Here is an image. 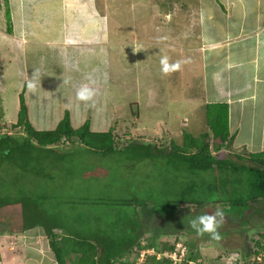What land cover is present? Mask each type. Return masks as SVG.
Segmentation results:
<instances>
[{"label":"rangeland","instance_id":"374dc122","mask_svg":"<svg viewBox=\"0 0 264 264\" xmlns=\"http://www.w3.org/2000/svg\"><path fill=\"white\" fill-rule=\"evenodd\" d=\"M185 3V0H112L109 13L114 20L113 38L129 39L130 43L114 45V91L111 92V97L108 93L104 94L106 96L97 109L90 108L88 118L91 120L90 127L105 124L113 126L121 151L114 156H98L94 152H68L72 143H61L59 147L66 153L65 157H61L58 152L43 150L42 156L48 161L45 164L46 175L23 172L14 167L9 170L8 180L15 187H25L35 200L42 199V194L50 197L42 199L48 203L58 199L60 193L71 196L76 190L81 197L73 195V199L84 197L89 200L99 195L102 197L101 203L90 206L86 204L80 209L84 210V216L90 213L97 217L99 221H95L96 224L100 222L107 225L111 234L122 236L127 230L138 227L141 228V243L153 241L161 247L164 243L182 242L187 246L198 244L204 253L205 264L213 263L215 257L218 258V263L221 261L222 264H232L236 259H244L250 248L260 249L258 242L264 243V202L249 205L251 210L246 213L245 218H249L250 222L244 224L247 227L244 230V225H239L243 219L238 220L237 216L235 218L231 215L230 219L225 217V222L219 229L222 237L219 241L211 239L209 234L197 236L190 226L186 227L191 219L204 213H213L217 206L225 213L230 210L237 213V206L233 202L241 194L237 195V190L240 191L244 183L243 180H237L241 175L235 172L230 174L231 171L225 169L194 174L181 163L175 151L173 153L169 150L170 144L176 147L183 143L185 133L197 137L203 131H210L206 123L205 108L200 105L192 107L189 105L191 100H187L188 96L198 98L202 88L201 76L195 75L196 65L192 68L191 61H186L182 70L164 75L160 59L154 55L153 39L159 36L154 28L173 33L184 27V13L180 15V12L175 13L174 10L178 6L183 9ZM164 20L166 22L163 23ZM168 39L167 35L162 41ZM145 41L149 42L143 43ZM169 59L170 62L180 60L178 55L172 61ZM188 72L187 79L193 81L190 86L187 85L184 74ZM95 116L103 119L102 122L99 121L100 125H95ZM83 124L84 122L75 121L76 128ZM20 130L13 125L6 128L0 126V133L15 134ZM142 144L145 147L139 148V145L143 147ZM148 145L152 147L147 148ZM154 147H157L158 152L148 155V149L155 150ZM211 147L214 148L212 140ZM232 158L239 163L249 162L236 156ZM31 164L35 166L34 163ZM82 172L83 175L86 172L91 175L83 179L80 177ZM193 182H196L195 188L190 187ZM71 186L76 188L72 192ZM125 200H128V204H135L122 203ZM215 200L226 204L210 203ZM241 208L245 209L246 206ZM71 209L67 210L70 215L73 213ZM168 218L170 224L162 220ZM231 227L233 230L228 233ZM58 231L63 233L60 229ZM2 250L4 261L21 255L30 264H58L41 227L16 234L0 231V251ZM211 251L214 253L213 257L208 254ZM137 252L135 249L126 259H136L137 264H155L149 257H144V260L137 258ZM253 260L254 255L250 258L251 263ZM4 261L3 264H6Z\"/></svg>","mask_w":264,"mask_h":264},{"label":"crops","instance_id":"0c3cea01","mask_svg":"<svg viewBox=\"0 0 264 264\" xmlns=\"http://www.w3.org/2000/svg\"><path fill=\"white\" fill-rule=\"evenodd\" d=\"M185 1L183 9L174 10L184 13V27L173 33L154 28L159 34L153 39L154 55L158 60L167 55L171 61L178 55L182 65L186 61H191L192 68L196 65L202 88L198 98L188 96L189 105L203 106L206 111L208 103H227L233 139L226 151L231 159L248 160L264 150V0ZM111 6L112 0H0L2 128L17 123L22 94L29 121L38 130L55 129L67 112L74 128L75 121H91L90 108L97 109L104 94L111 97L114 91L113 47L130 43L124 38L114 40ZM167 35L169 39L162 41ZM184 74L187 85H193L187 79L189 72ZM29 80L35 83V91L28 90ZM84 84L96 90L92 102L76 97ZM99 117L95 116V125L102 122ZM90 128L108 131L113 126ZM194 246L205 259L201 246ZM208 254L214 256L212 251ZM4 263L30 264L21 255Z\"/></svg>","mask_w":264,"mask_h":264},{"label":"trees","instance_id":"16d2710c","mask_svg":"<svg viewBox=\"0 0 264 264\" xmlns=\"http://www.w3.org/2000/svg\"><path fill=\"white\" fill-rule=\"evenodd\" d=\"M206 120L210 131L203 132L197 137L185 133L183 143L176 147L172 145L170 151L173 153L175 151L176 155L180 157L181 163L194 174L201 171L225 169L231 171L230 174L235 172L241 175L237 180H243L244 185L240 191L237 190V195L241 194L233 202L237 206V213L231 210L225 213L227 216H237L240 220L251 209L249 205L264 202V150L251 154L248 163H239L228 156L226 149L230 145L233 135L229 129L227 103H208L206 105ZM13 127H19L20 132L15 134L0 133V231L16 234L34 227H42L58 264H134L136 259L130 261L126 259V256L135 249L138 250V257L140 250L144 248H154L157 251L175 248V244L170 243H164L162 247L153 241L141 243V228L138 227L127 230L124 235L121 234L122 236L113 235L107 225H102L100 222L95 223V221H99L97 217L95 218L90 213L84 216V210L80 208L86 204L90 206L101 203L102 197L99 195L93 196L89 200L84 197L80 198L81 195L77 190L73 191L75 187L71 186L70 190L73 191V195L80 197L73 199L72 194L63 196L60 193L58 199L48 203L43 200L50 197L42 194L43 200H35L28 194L25 187H15L13 183H10L11 180H8L9 170L14 167H18L23 172L40 175L45 173L46 175L45 164L48 161H46V157L42 156L43 150L50 153L58 152L62 155L61 157H65L66 153L59 147L61 143H72V148L67 149L68 152L73 150L77 153L84 151L94 152L98 156H114L121 151L118 148L120 144L116 140L114 128L108 131H92L89 121L79 128H74L67 112L55 129L38 130L29 121L28 108L23 94L21 95L18 121ZM211 140L214 142V148L211 147ZM142 146L138 147H145L143 144ZM81 147L85 148L81 149ZM146 147L151 148L152 145ZM156 148L154 147L155 150L148 149V155L158 152ZM238 158L242 157L238 156ZM31 163H34L35 166ZM68 168L67 171L70 170ZM43 169L44 171H42ZM89 175L91 173L86 172L83 175L82 172L80 177L84 179ZM67 182L65 183L67 184ZM195 185L196 182H193L190 187L195 188ZM69 198L72 199L69 200ZM127 202L128 200L122 201V203L128 204ZM219 202L224 203V201L217 200L210 203L217 204ZM131 204H135V202H130L128 205ZM242 206H246V208L243 209ZM70 208L73 209H71L73 212L71 215L67 212ZM162 220L170 224L169 218ZM139 225L141 224L139 223ZM58 229H61L63 233H59ZM258 245H261L260 249L250 248L244 259L237 260V264H251L250 258L254 253L264 252V243L258 242ZM200 255L201 251L190 244L187 259L180 264H189V260L197 262ZM1 258L0 255V260ZM149 259L155 261V264H172L171 259H158L156 255L150 256Z\"/></svg>","mask_w":264,"mask_h":264},{"label":"clouds","instance_id":"9594fccd","mask_svg":"<svg viewBox=\"0 0 264 264\" xmlns=\"http://www.w3.org/2000/svg\"><path fill=\"white\" fill-rule=\"evenodd\" d=\"M182 61L170 62V59L167 55L161 56L160 66L161 72L164 75H169L175 71L181 70ZM36 71L33 73L35 76ZM67 81H64L66 83ZM27 88L29 91H35L36 85L32 80L27 82ZM96 90L93 87H90L88 84L82 85L76 92V97L79 101L84 103H89L94 100L96 96ZM225 222V211L217 206L213 213H204L198 215L189 221V226L195 231L197 236H203L209 234L210 238L216 241H219L221 233L219 232L220 227Z\"/></svg>","mask_w":264,"mask_h":264},{"label":"built area","instance_id":"2783aa9c","mask_svg":"<svg viewBox=\"0 0 264 264\" xmlns=\"http://www.w3.org/2000/svg\"><path fill=\"white\" fill-rule=\"evenodd\" d=\"M189 253V247L182 242L175 243V248L173 250H166V251H157L154 248H144L140 250V253L138 257H140L141 260H144V257H150L152 255H156L158 259L162 258H168L172 260V264H180L186 261L187 256ZM254 260L251 264H264V252L260 253H254ZM137 257V258H138ZM130 261H134V259H131ZM137 261V260H136ZM135 261L134 264H137ZM189 264H205L203 258H199L197 262H194L192 260L188 261ZM210 264H222L221 261L218 263V258L215 257L213 263ZM232 264H237V259Z\"/></svg>","mask_w":264,"mask_h":264},{"label":"flooded vegetation","instance_id":"af4514ba","mask_svg":"<svg viewBox=\"0 0 264 264\" xmlns=\"http://www.w3.org/2000/svg\"><path fill=\"white\" fill-rule=\"evenodd\" d=\"M226 217V219H230V217L231 216H229V217H227V216H225ZM232 217H235L234 215L232 216ZM245 217H247V215H245L244 217H242V219H243V221H241V223L239 222V225L241 226V225H244V224H249V222H250V220H249V218H245ZM236 218V217H235ZM242 219H240V220H242ZM239 220V219H238ZM186 221H188V220H186ZM232 224H234V223H232ZM189 226V224H186V227H188ZM246 225H244V226H242V229L244 230L245 228H247V227H245ZM183 227H185V226H183ZM160 228V227H159ZM193 230V229H192ZM230 230H233V228L231 227L230 228Z\"/></svg>","mask_w":264,"mask_h":264}]
</instances>
